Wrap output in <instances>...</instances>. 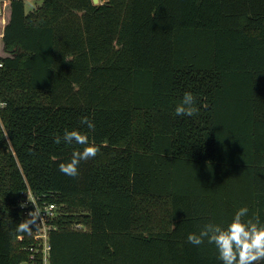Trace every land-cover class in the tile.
<instances>
[{"label":"trees","instance_id":"16d2710c","mask_svg":"<svg viewBox=\"0 0 264 264\" xmlns=\"http://www.w3.org/2000/svg\"><path fill=\"white\" fill-rule=\"evenodd\" d=\"M2 43L0 264L29 261L26 189L57 206L48 264H222L188 235L264 225V0H11ZM66 129L100 147L75 178Z\"/></svg>","mask_w":264,"mask_h":264},{"label":"clouds","instance_id":"9594fccd","mask_svg":"<svg viewBox=\"0 0 264 264\" xmlns=\"http://www.w3.org/2000/svg\"><path fill=\"white\" fill-rule=\"evenodd\" d=\"M175 112L177 116L188 117L198 114L194 94L186 91ZM80 123L86 125L90 131L95 130L94 123L87 116L82 117ZM62 140L67 144L75 142L84 146L82 150L73 151L70 162L59 164V170L63 174L75 178L79 175L81 161L95 158L100 152V147L89 142L87 133L77 130L66 129L62 138L60 136L54 138V143L60 144ZM248 212L246 206L239 208L226 226L213 222L206 223L198 234L190 233L187 240L196 246L202 245L205 240L214 245L222 264H259L264 261V225H261L258 215L253 214L248 218ZM30 216L35 218V213H31ZM31 223V220L20 223L18 230L30 234Z\"/></svg>","mask_w":264,"mask_h":264},{"label":"built area","instance_id":"2783aa9c","mask_svg":"<svg viewBox=\"0 0 264 264\" xmlns=\"http://www.w3.org/2000/svg\"><path fill=\"white\" fill-rule=\"evenodd\" d=\"M8 7H10V2L7 3L6 0H0L1 17L5 14ZM19 205L25 215V219L32 221L30 226L34 230L32 234L33 243L29 247V261L24 264H36L37 262L38 264H48L50 251L49 237L51 231L56 227L57 206L55 203L48 202L43 197L37 196L30 189H26L21 193ZM33 212L35 213V218L30 216ZM21 238L22 236H19V239Z\"/></svg>","mask_w":264,"mask_h":264},{"label":"crops","instance_id":"0c3cea01","mask_svg":"<svg viewBox=\"0 0 264 264\" xmlns=\"http://www.w3.org/2000/svg\"><path fill=\"white\" fill-rule=\"evenodd\" d=\"M6 1H7V3L10 2V0H6ZM103 1H105V0H99V2H103ZM23 2H24V5H25V0H23ZM8 9H9V12L7 14L5 12V14L2 17L0 16V38L1 39H2V34H3L4 26L7 23V21L9 20V16H10V7H8ZM25 10H26V8H25ZM7 55L8 54L5 53V52H3V50L0 52V56H7Z\"/></svg>","mask_w":264,"mask_h":264},{"label":"rangeland","instance_id":"374dc122","mask_svg":"<svg viewBox=\"0 0 264 264\" xmlns=\"http://www.w3.org/2000/svg\"><path fill=\"white\" fill-rule=\"evenodd\" d=\"M43 1L44 0H25V8H26V11L28 12L30 10H33L37 5L41 4ZM8 12H9V9L6 10V14ZM2 50H3V43H2V39L0 38V52Z\"/></svg>","mask_w":264,"mask_h":264},{"label":"water","instance_id":"95a60500","mask_svg":"<svg viewBox=\"0 0 264 264\" xmlns=\"http://www.w3.org/2000/svg\"><path fill=\"white\" fill-rule=\"evenodd\" d=\"M92 1H93V3H95V4L99 3V0H92Z\"/></svg>","mask_w":264,"mask_h":264}]
</instances>
